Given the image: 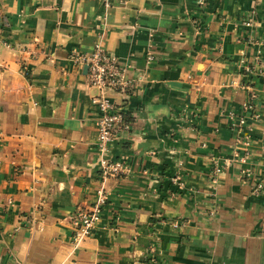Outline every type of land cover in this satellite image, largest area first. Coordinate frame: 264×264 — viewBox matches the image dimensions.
I'll use <instances>...</instances> for the list:
<instances>
[{"label": "crops", "instance_id": "1", "mask_svg": "<svg viewBox=\"0 0 264 264\" xmlns=\"http://www.w3.org/2000/svg\"><path fill=\"white\" fill-rule=\"evenodd\" d=\"M109 2L0 0V264H264V0ZM95 45L124 70L115 178L71 59Z\"/></svg>", "mask_w": 264, "mask_h": 264}, {"label": "built area", "instance_id": "2", "mask_svg": "<svg viewBox=\"0 0 264 264\" xmlns=\"http://www.w3.org/2000/svg\"><path fill=\"white\" fill-rule=\"evenodd\" d=\"M104 6H109V0H102ZM1 18V16H0ZM71 59L86 68L87 85L97 91V96L92 99L96 107L95 121V153L97 155V169L102 179L115 178L128 172L126 165L121 160L110 156V148L114 139L125 129L124 116L116 109L112 102L104 95L106 92H123L126 84L122 81L124 70L117 60L107 54L98 45L89 53L73 54ZM254 95H250L248 102L243 105L244 110L252 108L251 102ZM239 123H243L240 120ZM219 169L215 168L214 173ZM104 199L98 197L97 206L91 211H82L72 215L71 227L73 239L80 240L88 235L90 229L98 222L100 206Z\"/></svg>", "mask_w": 264, "mask_h": 264}]
</instances>
